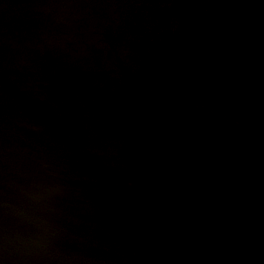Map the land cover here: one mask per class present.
Instances as JSON below:
<instances>
[{"label": "water", "instance_id": "95a60500", "mask_svg": "<svg viewBox=\"0 0 264 264\" xmlns=\"http://www.w3.org/2000/svg\"><path fill=\"white\" fill-rule=\"evenodd\" d=\"M2 264H264V0H0Z\"/></svg>", "mask_w": 264, "mask_h": 264}, {"label": "clouds", "instance_id": "9594fccd", "mask_svg": "<svg viewBox=\"0 0 264 264\" xmlns=\"http://www.w3.org/2000/svg\"><path fill=\"white\" fill-rule=\"evenodd\" d=\"M0 248H6L7 251H8L10 254L13 255V253L9 251V242H8L7 237H3V238H2V241H0ZM13 256H15V257L17 258V260L20 259L18 253H17L16 255H13ZM0 264H2V262H0Z\"/></svg>", "mask_w": 264, "mask_h": 264}]
</instances>
